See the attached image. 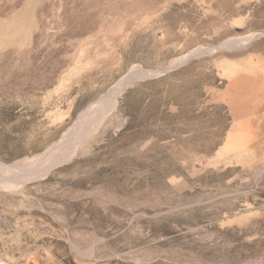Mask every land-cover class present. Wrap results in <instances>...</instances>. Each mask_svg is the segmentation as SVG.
Listing matches in <instances>:
<instances>
[{"label":"rangeland","instance_id":"1","mask_svg":"<svg viewBox=\"0 0 264 264\" xmlns=\"http://www.w3.org/2000/svg\"><path fill=\"white\" fill-rule=\"evenodd\" d=\"M262 157L264 0H0V264H264Z\"/></svg>","mask_w":264,"mask_h":264},{"label":"bare ground","instance_id":"2","mask_svg":"<svg viewBox=\"0 0 264 264\" xmlns=\"http://www.w3.org/2000/svg\"><path fill=\"white\" fill-rule=\"evenodd\" d=\"M196 52L199 53V51H192L188 55L184 56L182 62L195 56ZM154 74V71L137 69L134 70L127 78H123L118 83H116L105 94V96L100 98L95 103L96 105L94 107L89 108L86 113L83 114L91 118L89 121H91L92 125L82 127V129L80 128L78 135H74L72 132H67L54 149L50 150L47 154L41 157L42 161L37 162L39 166L35 170H32L33 172H30L31 177L37 178L45 175L55 167L70 161L74 156L78 155V153L82 150L84 143L89 138L90 133L95 131L103 122V120L106 119L105 117L111 113V109L115 105L117 95L124 91L128 84H133L134 81L153 76ZM29 162L34 163L32 160ZM15 166L18 167L19 164L17 163Z\"/></svg>","mask_w":264,"mask_h":264},{"label":"crops","instance_id":"3","mask_svg":"<svg viewBox=\"0 0 264 264\" xmlns=\"http://www.w3.org/2000/svg\"><path fill=\"white\" fill-rule=\"evenodd\" d=\"M248 108H249V105H244V106L241 108V110H246V109H248ZM259 160H260V162H261V167H262V176H264V157H262V158L259 159ZM259 160H258V161H259ZM248 161H249V160H248ZM248 164H249V163H248ZM261 215L264 216V209L262 210ZM250 220H252L251 215H247L245 218L242 219V222H243V223H247V222H249Z\"/></svg>","mask_w":264,"mask_h":264}]
</instances>
